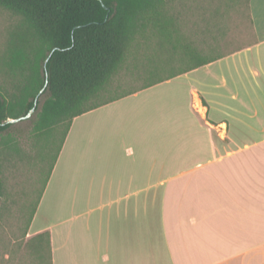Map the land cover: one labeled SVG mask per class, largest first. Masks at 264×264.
<instances>
[{
	"label": "crops",
	"instance_id": "crops-1",
	"mask_svg": "<svg viewBox=\"0 0 264 264\" xmlns=\"http://www.w3.org/2000/svg\"><path fill=\"white\" fill-rule=\"evenodd\" d=\"M248 18L252 43L74 119L28 232L52 264H264V0Z\"/></svg>",
	"mask_w": 264,
	"mask_h": 264
},
{
	"label": "trees",
	"instance_id": "trees-1",
	"mask_svg": "<svg viewBox=\"0 0 264 264\" xmlns=\"http://www.w3.org/2000/svg\"><path fill=\"white\" fill-rule=\"evenodd\" d=\"M169 1L0 0V8L20 17L24 25L8 63L12 71L20 73L22 82L16 92L7 97L0 95V147L2 133L11 126L3 124L25 117L34 108L38 110L40 98L46 96L35 132L54 135L63 129L60 152L74 119L117 98L108 97L114 77L132 56H137L139 40L146 38L150 27L160 21ZM181 26L178 20V45L171 44L174 54L168 61L170 64L178 57V69H171L170 75L158 80L153 73L144 88L222 58V53H217V38L216 49L202 51V46H194L192 34L185 33ZM4 145L8 155L18 153L11 139ZM4 189L0 163V200ZM47 245L52 264L48 240Z\"/></svg>",
	"mask_w": 264,
	"mask_h": 264
},
{
	"label": "rangeland",
	"instance_id": "rangeland-1",
	"mask_svg": "<svg viewBox=\"0 0 264 264\" xmlns=\"http://www.w3.org/2000/svg\"><path fill=\"white\" fill-rule=\"evenodd\" d=\"M178 20L183 31L194 37V46H202V51L216 49L215 38L219 40L217 53L232 52L253 41L248 0H170L160 21L150 27L146 38L139 40L137 56H132L114 77L108 97L119 98L144 88L153 73L158 80L170 75L171 69H178V57L168 64L174 54L171 44L178 45ZM23 30L20 17L0 8V95L5 97L16 92L22 82L20 73L12 71L8 63ZM45 99L46 96L40 98L38 110L27 120L11 124L1 135V177L5 189L0 200V264H50L46 236H28L64 132L63 129L54 135L35 132ZM8 139L17 146V154L8 155L5 151L4 142Z\"/></svg>",
	"mask_w": 264,
	"mask_h": 264
},
{
	"label": "water",
	"instance_id": "water-1",
	"mask_svg": "<svg viewBox=\"0 0 264 264\" xmlns=\"http://www.w3.org/2000/svg\"><path fill=\"white\" fill-rule=\"evenodd\" d=\"M41 93H43V91H42ZM37 104H38V100L36 101L35 106H37ZM34 111H35V108L32 109V110L28 113V115H26L25 117H22V118H19V119H9V120L6 121L3 125L15 124V123L21 122V121H23V120H27V119L31 116V114H32Z\"/></svg>",
	"mask_w": 264,
	"mask_h": 264
}]
</instances>
